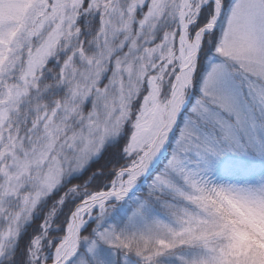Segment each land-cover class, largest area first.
<instances>
[{"label":"snow or ice","instance_id":"snow-or-ice-1","mask_svg":"<svg viewBox=\"0 0 264 264\" xmlns=\"http://www.w3.org/2000/svg\"><path fill=\"white\" fill-rule=\"evenodd\" d=\"M256 162L264 0H0V264H264Z\"/></svg>","mask_w":264,"mask_h":264},{"label":"trees","instance_id":"trees-1","mask_svg":"<svg viewBox=\"0 0 264 264\" xmlns=\"http://www.w3.org/2000/svg\"><path fill=\"white\" fill-rule=\"evenodd\" d=\"M231 159H240V160H244L247 161V157H229ZM264 174V163L262 162H256L254 164V166H252L251 168H249L246 172L244 173H236L232 176H224V175H220L219 178L221 179H234V180H244V179H248V180H252V179H256L257 177H259L260 175Z\"/></svg>","mask_w":264,"mask_h":264}]
</instances>
